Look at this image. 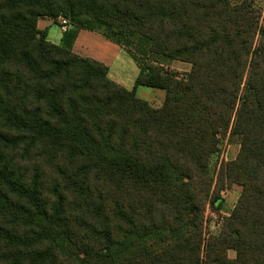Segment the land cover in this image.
Here are the masks:
<instances>
[{
  "label": "trees",
  "instance_id": "trees-1",
  "mask_svg": "<svg viewBox=\"0 0 264 264\" xmlns=\"http://www.w3.org/2000/svg\"><path fill=\"white\" fill-rule=\"evenodd\" d=\"M60 16L57 46L38 21ZM79 30L131 55L132 91L72 52ZM228 134L240 151L219 164ZM0 264H264V3L0 0Z\"/></svg>",
  "mask_w": 264,
  "mask_h": 264
},
{
  "label": "rangeland",
  "instance_id": "rangeland-1",
  "mask_svg": "<svg viewBox=\"0 0 264 264\" xmlns=\"http://www.w3.org/2000/svg\"><path fill=\"white\" fill-rule=\"evenodd\" d=\"M261 3H264V0H261ZM52 30V33L54 32V34H62L61 28L57 25H54L52 27ZM113 58H115V60L109 71L110 79L123 86L126 90L132 91L135 88V82L139 75L138 65L131 57V55L122 48L121 51H119L118 56ZM165 70L171 73H176L179 75V77L182 78L186 77L189 74L191 67L190 65L185 63L172 62L165 67ZM154 92H162L165 94V92L162 90L160 91L146 87H139L137 89L138 97L148 101L153 108L159 109L163 106L165 96L163 100L158 95H155ZM220 149L221 152L220 156L217 159V162L219 164L222 162H232L237 158L239 154L240 145L236 141L230 139V136L228 134L227 136H222ZM213 167L214 169L218 170V167H216L214 163L212 168ZM224 188L225 191L221 193L222 198L224 199L222 208L220 210H216V207H212L211 205H208L206 208V236H208L209 234L217 233L220 230L223 220L231 215L240 197L241 188L238 185L225 186ZM228 255L230 258L236 257V253L234 251H230Z\"/></svg>",
  "mask_w": 264,
  "mask_h": 264
},
{
  "label": "crops",
  "instance_id": "crops-1",
  "mask_svg": "<svg viewBox=\"0 0 264 264\" xmlns=\"http://www.w3.org/2000/svg\"><path fill=\"white\" fill-rule=\"evenodd\" d=\"M54 25L59 26L58 23H55L52 19L47 18V17L41 18L38 21V29L40 31L47 32L48 41L54 45L62 46L64 44L65 35L63 32L61 35L54 34V32L52 33L53 31L52 27ZM71 50L75 55L79 57L93 59V60H96L104 64L105 66L108 67L110 71V68L115 60V58L113 57L118 56V53L119 51H121V48L117 44L107 40L104 36L98 33H93L87 30H79L72 43ZM139 74H140V69H139ZM156 90H159V89H156ZM155 95H158L164 100V96L166 95V93L164 94L162 92H157L155 93Z\"/></svg>",
  "mask_w": 264,
  "mask_h": 264
},
{
  "label": "built area",
  "instance_id": "built-area-1",
  "mask_svg": "<svg viewBox=\"0 0 264 264\" xmlns=\"http://www.w3.org/2000/svg\"><path fill=\"white\" fill-rule=\"evenodd\" d=\"M57 23L59 24L62 32L65 34L69 31V28L71 26V21L68 18H65L64 16H60L57 19Z\"/></svg>",
  "mask_w": 264,
  "mask_h": 264
}]
</instances>
